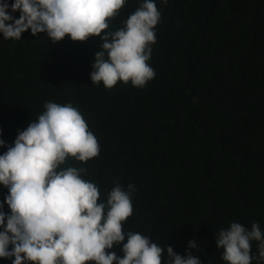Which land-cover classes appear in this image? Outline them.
I'll return each mask as SVG.
<instances>
[{
	"label": "trees",
	"instance_id": "trees-1",
	"mask_svg": "<svg viewBox=\"0 0 264 264\" xmlns=\"http://www.w3.org/2000/svg\"><path fill=\"white\" fill-rule=\"evenodd\" d=\"M141 3L126 0L104 31L124 27ZM156 6L161 17L148 61L156 75L144 87L91 82L99 35L57 42L30 30L21 39L0 35V139L10 146L45 102L71 103L100 151L86 162L69 157L63 167L84 169L82 178L100 190L98 202L116 184L135 186L123 230L181 256L187 249L203 264H226L215 245L221 228L235 221L250 230L255 222L264 232V0ZM7 191L0 186V202ZM258 243L251 242V264H264ZM106 251L122 256V244Z\"/></svg>",
	"mask_w": 264,
	"mask_h": 264
},
{
	"label": "clouds",
	"instance_id": "clouds-1",
	"mask_svg": "<svg viewBox=\"0 0 264 264\" xmlns=\"http://www.w3.org/2000/svg\"><path fill=\"white\" fill-rule=\"evenodd\" d=\"M125 2L0 0V35L21 39L30 30L34 36L46 33L52 42L66 35L72 41L99 35L102 50L95 53L91 82L105 88L118 81L144 87L156 75L148 61L161 14L156 0H142L124 27L104 31ZM17 11L18 18L13 15ZM43 108L10 146L0 139V148H6L0 153V186L8 190L0 202V259H11V264H203L187 249L181 256L171 245L165 250L146 235L125 232L122 222L132 215L135 186L116 184L106 201L98 202L100 190L82 178L85 170L63 167L69 157L80 162L96 157L98 139L71 103L49 101ZM252 241L259 242V259H264V232L255 222L250 230L231 222L215 237L226 264H251ZM115 244H122V256L106 251ZM196 246L197 241H188V249Z\"/></svg>",
	"mask_w": 264,
	"mask_h": 264
}]
</instances>
